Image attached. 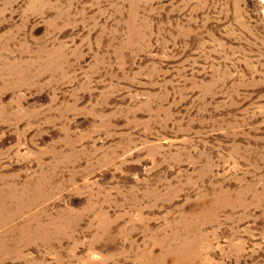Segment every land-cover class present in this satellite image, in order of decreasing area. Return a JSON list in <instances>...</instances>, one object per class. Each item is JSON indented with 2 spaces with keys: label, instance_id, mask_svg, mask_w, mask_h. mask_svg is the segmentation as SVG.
<instances>
[{
  "label": "rangeland",
  "instance_id": "374dc122",
  "mask_svg": "<svg viewBox=\"0 0 264 264\" xmlns=\"http://www.w3.org/2000/svg\"><path fill=\"white\" fill-rule=\"evenodd\" d=\"M0 264H264V0H0Z\"/></svg>",
  "mask_w": 264,
  "mask_h": 264
}]
</instances>
